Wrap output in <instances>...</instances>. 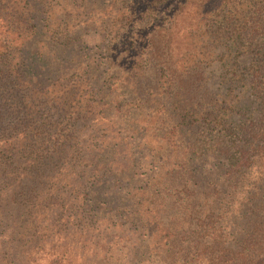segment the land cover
Returning <instances> with one entry per match:
<instances>
[{
    "label": "trees",
    "instance_id": "obj_1",
    "mask_svg": "<svg viewBox=\"0 0 264 264\" xmlns=\"http://www.w3.org/2000/svg\"><path fill=\"white\" fill-rule=\"evenodd\" d=\"M0 264H264V0H0Z\"/></svg>",
    "mask_w": 264,
    "mask_h": 264
},
{
    "label": "rangeland",
    "instance_id": "obj_2",
    "mask_svg": "<svg viewBox=\"0 0 264 264\" xmlns=\"http://www.w3.org/2000/svg\"><path fill=\"white\" fill-rule=\"evenodd\" d=\"M115 183H108L105 186H102L100 189V193L99 196L101 197V199L106 200L109 205L112 206V208H118V207H123V205L121 204L120 201V197L124 196V192L122 193V195H118V192L120 190V194L122 189L119 188L120 186H114ZM124 187V186H122ZM88 247V246H87ZM116 247V246H115ZM77 252H81V249L78 247L76 248ZM75 251V249H74ZM110 251V252H108ZM106 257H113L116 256L118 252L114 251V249H110V247L108 246L106 248ZM121 252L118 253V256ZM115 254V255H114Z\"/></svg>",
    "mask_w": 264,
    "mask_h": 264
}]
</instances>
